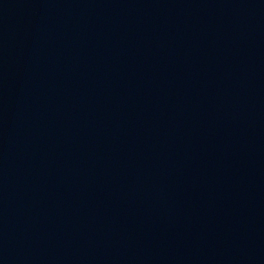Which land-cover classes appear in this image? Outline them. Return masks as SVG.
Segmentation results:
<instances>
[{
    "label": "water",
    "instance_id": "obj_1",
    "mask_svg": "<svg viewBox=\"0 0 264 264\" xmlns=\"http://www.w3.org/2000/svg\"><path fill=\"white\" fill-rule=\"evenodd\" d=\"M0 264H264V0H0Z\"/></svg>",
    "mask_w": 264,
    "mask_h": 264
}]
</instances>
